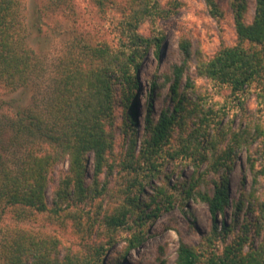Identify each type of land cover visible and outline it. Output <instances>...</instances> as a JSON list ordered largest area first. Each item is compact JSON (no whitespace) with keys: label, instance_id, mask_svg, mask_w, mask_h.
<instances>
[{"label":"trees","instance_id":"1","mask_svg":"<svg viewBox=\"0 0 264 264\" xmlns=\"http://www.w3.org/2000/svg\"><path fill=\"white\" fill-rule=\"evenodd\" d=\"M51 1L63 6L69 3V0ZM95 1L101 8L111 1L115 3V0ZM207 1L214 14L220 16L215 0ZM121 5L123 17L118 24L121 30L118 46L74 35L65 51L49 64L30 42L23 1L0 0V83L10 91L31 87L37 91L29 108L14 116H5V120L0 119V264H103L107 257L104 246L90 257L71 254L62 257L59 241L55 238L42 237L19 228L5 231L4 219L8 212L15 213L19 220L46 213L61 221L62 216L77 218L75 210H70L71 206L85 202L90 195L99 197L103 194L104 190L98 188V178L106 169L113 171L108 157L115 146L116 107L121 105L125 111L129 110L125 122H132L137 103L136 90L139 88L135 72L143 59L142 52L154 40L144 37L140 28L147 21L154 22L171 14V10L163 8L159 0H123ZM231 6L237 35L235 45L220 47L212 58L201 62L198 69L200 75L238 95L264 78V0H257L251 23L246 21L248 0H232ZM162 39L157 40L162 43ZM182 43L184 54L189 57V43L186 40ZM159 47L160 44L154 55L160 60ZM118 87L121 94H118ZM172 92L175 109L162 110L157 119L148 115L147 135L139 156L135 155L137 140L129 135V159L124 160L121 167L123 172L132 175L131 187H139V190H130L125 206L105 217V227L110 232L108 246L116 243L115 235L120 229L133 231L127 240L125 253L116 264H123L127 253L147 243L148 221L173 207L172 197L164 188H159L158 194L149 202L140 200V195L143 178L159 175L160 172H155L158 171L156 160L161 158L171 142L175 127L193 118L200 120L202 129L208 124L209 116L200 112L199 104L194 108L184 106L188 99L179 95L176 86ZM154 93L155 88L151 95ZM149 107H153L152 102H149ZM178 113H186V116ZM261 127L257 124L246 127L232 133V139L238 146L254 143L260 136L264 137ZM7 133L10 135L8 143L5 142ZM207 135L206 129L194 136L197 142L195 149L200 154L203 147L211 149L210 156L201 160L206 164L204 172L217 176L222 171H232L234 145L229 143L222 148L211 139L205 147L203 142L207 141ZM221 135L224 137L222 132ZM215 141L224 140L216 138ZM67 160L68 173L55 190L50 207L49 175L57 165ZM92 161L95 180L88 185V165ZM145 163L151 165L150 172H138ZM224 176L220 181L214 180L213 190L201 192L199 196L208 204L214 219L215 238L226 242L232 226L223 222L219 231L216 220L231 205L228 179L227 175ZM204 183L209 187L206 180ZM193 188L191 186L186 192L190 195ZM242 196L236 203L239 216L247 200L246 194ZM248 196V213L252 214L253 205L256 208L252 201H257V198L251 193ZM248 218H245L241 234L235 235L222 253L211 252L207 264H264V237L257 242L264 233L261 220ZM200 257L204 255L184 245L179 248V264H200Z\"/></svg>","mask_w":264,"mask_h":264},{"label":"rangeland","instance_id":"2","mask_svg":"<svg viewBox=\"0 0 264 264\" xmlns=\"http://www.w3.org/2000/svg\"><path fill=\"white\" fill-rule=\"evenodd\" d=\"M25 22L29 28V39L39 49L49 64L58 58L74 35L83 36L91 41L105 42L118 46L121 30L118 27L123 17V0L106 3L104 8L95 0H69L66 6L51 0H22ZM161 6L171 10L170 16L156 21L145 22L140 33L154 40L142 52L143 59L137 73L139 88L136 90V106L132 122H125L129 110L117 106V124L115 126V146L108 157V164L113 171H106L98 178V188L104 190L99 197L90 195L85 202L71 206L77 218L62 216L63 221L50 214H36L30 219H17L15 213L5 216V231H31L42 237H51L59 241L61 256L67 254L90 257L104 246L107 257L103 264H116L127 247L131 230L120 229L115 235V244L109 245L110 232L107 230L105 217L118 208H123L129 200L132 175L123 172L121 164L127 157L130 147V136L137 140L136 156L142 150L143 139L147 135L148 115L159 117L162 110L175 109L173 86H176L181 97H186L184 106L191 108L200 105V112L207 113L208 124L200 127L198 118L189 119L175 127L171 142L165 147L161 158L157 159V177L143 178L140 200L149 202L164 188L172 197L173 207L163 211L157 218L147 223V243L126 254L123 264H179V248L184 245L204 255L200 264H207L211 252L222 253L225 245L235 235L241 234L247 216L248 220L260 219L264 230V137L260 136L254 143L237 145L232 133L255 124L264 130V78L254 83L246 92L234 95L231 90L200 75L199 65L212 58L222 46H233L237 41L232 0H215L221 12L216 16L207 0H159ZM69 4V5H68ZM257 0H248L246 21L251 23L255 16ZM163 37L162 43L158 38ZM183 40L189 43L190 56L187 57L181 47ZM160 44L161 59L154 52ZM156 84L154 87L153 84ZM118 87V94H121ZM155 93L152 96V91ZM37 91L34 88H23L10 91L0 83V119L14 116L29 108ZM149 102L153 107L148 108ZM196 105V106H195ZM186 116V113H178ZM200 115V114H199ZM202 116V115H200ZM196 129L198 131L196 132ZM208 131L207 146L211 139L225 148L229 143L234 145L233 169L221 172L217 176L204 172L206 164L202 158L210 156L211 149L197 151L194 136ZM224 135V137L221 135ZM130 135V136H129ZM9 133L5 142H9ZM216 138L224 141H215ZM203 140V139H202ZM149 163L141 165L138 172H150ZM68 160L57 165L49 175V206L54 200L55 190L61 179L68 173ZM94 162L88 165L87 184L94 183ZM227 175L231 195V205L225 214L216 219L232 226L229 238L224 242L215 238L213 217L208 204L199 193L213 190L214 180L220 181ZM209 183L207 187L204 181ZM194 186L189 195L186 191ZM93 187V186H92ZM95 187V186H94ZM251 193L257 201H252L253 213H248ZM246 194V206L239 216L236 203ZM252 211V209H251ZM73 212V213H74ZM246 215V217H245ZM240 218H239V217ZM264 233L258 241H261ZM212 240V243L209 242Z\"/></svg>","mask_w":264,"mask_h":264}]
</instances>
